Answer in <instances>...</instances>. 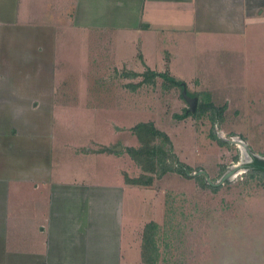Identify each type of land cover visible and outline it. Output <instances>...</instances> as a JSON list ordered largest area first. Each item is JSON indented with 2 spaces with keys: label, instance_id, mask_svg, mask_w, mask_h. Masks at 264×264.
I'll return each mask as SVG.
<instances>
[{
  "label": "crops",
  "instance_id": "1",
  "mask_svg": "<svg viewBox=\"0 0 264 264\" xmlns=\"http://www.w3.org/2000/svg\"><path fill=\"white\" fill-rule=\"evenodd\" d=\"M258 29L264 0H0V264H141L156 183L177 172L131 183L147 174L132 128L151 123L193 166L161 125L191 121L184 98L142 74L212 102L218 61L193 57L195 32L236 53Z\"/></svg>",
  "mask_w": 264,
  "mask_h": 264
},
{
  "label": "rangeland",
  "instance_id": "2",
  "mask_svg": "<svg viewBox=\"0 0 264 264\" xmlns=\"http://www.w3.org/2000/svg\"><path fill=\"white\" fill-rule=\"evenodd\" d=\"M258 33L259 40L254 37L236 53H228L195 32L199 37L192 40V55L218 61L210 64L212 70L219 67L213 72L221 76L213 79L219 85L211 84L212 102L226 108L222 116L211 110L183 126L162 122L179 152L193 163L190 174L201 168L215 181L226 166L239 161L241 148L234 143L220 145L211 135L217 136L218 130L225 138L239 137L252 153L264 156V30ZM196 85L175 86L172 95L183 100L185 88L187 95L199 97ZM183 103L184 107H178L181 115L188 107ZM201 178L174 173L156 183L151 221L139 237L141 264L143 255L153 260L149 264H264V180L259 175L247 178L245 170L212 191L200 186Z\"/></svg>",
  "mask_w": 264,
  "mask_h": 264
},
{
  "label": "trees",
  "instance_id": "3",
  "mask_svg": "<svg viewBox=\"0 0 264 264\" xmlns=\"http://www.w3.org/2000/svg\"><path fill=\"white\" fill-rule=\"evenodd\" d=\"M157 75L161 77L163 81L168 82L169 85L183 86L181 82L174 80L165 73L156 74L153 71H147L142 74L143 77L140 83H153L154 78ZM225 108V105H221L218 107L214 106L211 102L209 94L203 92L199 94V99L197 101L195 111L193 113H190L186 111V109H184L183 114L178 117L182 118L192 115L193 117L199 118L207 113H210L211 110H215L219 113V116H222ZM132 130L141 142V146L137 149L129 147L127 148V152L129 153L131 158L135 162H137L145 172H147V174L143 175L142 178L131 179V183L149 185L153 180L154 175L160 177L168 171H175L179 174H184L185 171L193 170L189 165L179 161L177 156L173 153L172 143L168 135L156 129L151 123H138L132 128ZM211 135L214 139L217 140L220 145L227 144L225 141L220 140L216 135ZM263 165V161L255 159L252 165H248L247 178L252 179L254 176L259 175V178L264 180ZM199 180L200 186L202 187H208L212 191H217L219 188L204 183L203 178ZM147 235L149 234L147 233ZM143 257H145L144 264H149V262L153 261L147 255H143Z\"/></svg>",
  "mask_w": 264,
  "mask_h": 264
},
{
  "label": "water",
  "instance_id": "4",
  "mask_svg": "<svg viewBox=\"0 0 264 264\" xmlns=\"http://www.w3.org/2000/svg\"><path fill=\"white\" fill-rule=\"evenodd\" d=\"M181 95L189 106L188 111L193 113L196 108L197 98L188 96L186 94L185 88L182 89ZM217 137L220 140L225 141L226 143L237 144L241 148V155L239 161L236 164H231L229 166H226L224 172L220 174L215 181H212L210 177L207 175V173L201 168H197L192 174L185 171L187 175H194V176L203 175L204 183L213 187H218L223 183L233 179L241 171L247 170L248 169L247 164L250 163L253 159H257L259 161L264 162V156H259L252 153L248 144L245 143L243 140H241L239 137L225 138L220 130L217 131ZM247 156H249L250 160H247L248 159L246 158Z\"/></svg>",
  "mask_w": 264,
  "mask_h": 264
},
{
  "label": "built area",
  "instance_id": "5",
  "mask_svg": "<svg viewBox=\"0 0 264 264\" xmlns=\"http://www.w3.org/2000/svg\"><path fill=\"white\" fill-rule=\"evenodd\" d=\"M187 94V93H186ZM189 96V95H188ZM190 97H196V96H190ZM197 98V97H196ZM187 103V102H186ZM188 105V104H187ZM188 109H189V106L187 107V111H188ZM188 112H190V111H188ZM190 113H192V112H190Z\"/></svg>",
  "mask_w": 264,
  "mask_h": 264
},
{
  "label": "flooded vegetation",
  "instance_id": "6",
  "mask_svg": "<svg viewBox=\"0 0 264 264\" xmlns=\"http://www.w3.org/2000/svg\"><path fill=\"white\" fill-rule=\"evenodd\" d=\"M254 163V161L252 160L250 163H248L247 165H250V164H253Z\"/></svg>",
  "mask_w": 264,
  "mask_h": 264
}]
</instances>
